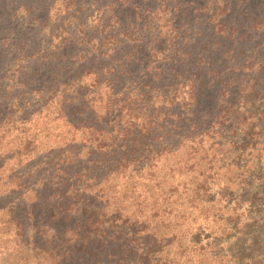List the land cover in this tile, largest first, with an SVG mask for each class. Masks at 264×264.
I'll return each instance as SVG.
<instances>
[{
	"label": "trees",
	"instance_id": "1",
	"mask_svg": "<svg viewBox=\"0 0 264 264\" xmlns=\"http://www.w3.org/2000/svg\"><path fill=\"white\" fill-rule=\"evenodd\" d=\"M167 1L172 3V0ZM173 1L174 4L167 6L173 11V24L177 19L186 22L194 17L195 9L182 8L185 5V2L182 1L187 0ZM248 1L251 5V0H247V3ZM156 2L155 5H157ZM260 2V6L264 5V0H260ZM244 3L243 0H230L224 3L220 10H216L210 18L217 22L212 28L214 38L222 42L218 50L220 58L216 62H211L208 59V64L202 67L204 62L201 58L196 63H192V52L188 54L189 58L187 55L184 58L182 54H178L179 51L172 54L171 63L163 61L161 66L157 61L162 59L159 56L164 51H161L157 60L153 62L155 68L149 69L148 65L144 66L146 81L140 88L136 87L131 90L134 96L132 98H117V102L120 104L117 109L113 108L114 101L111 98L113 103H109L108 112L102 113L101 111H105V109L102 108L100 111L97 106H93L96 102L88 97L100 96L99 86L109 90L111 83L113 84L116 78L118 81L121 80L119 78L121 69L113 74L110 68V70L99 74L93 86L85 88V92L91 89L86 100L78 95L67 97L64 100L63 108L56 112L50 120L47 119L45 134L54 137L55 133L57 137L65 139L64 144L52 149V164L45 166L43 171H38V168L35 167L38 164L32 159L33 156H31V161L26 163V167L22 165V168H19V165L12 164L14 170L9 174L11 180L8 182L13 181L17 186L7 192L6 196H0V211H7V205L12 207L10 214H6L10 216V220L7 222L15 225L9 234H14V239H20L14 252L29 253L19 259L18 264H33L31 263L32 257L35 259L49 257L53 260V264H62L57 259L55 261L54 258L57 257L53 252L57 244L52 243L55 246L51 249L48 246L46 235L49 231H55L59 235L58 239L61 242L58 247L63 245L66 250L68 248L73 250L75 247L90 248V250L84 251L83 257L74 256L72 259L66 252L68 257L66 264H212L206 261L207 256L205 260L202 259V256L211 249V258L214 261L220 260L219 263L222 264L221 255L220 258L214 257V252H219L217 249L220 246H217L218 243L210 233L211 230L207 224L194 228L185 235L183 240L175 242V244L182 245V248L184 245H194L196 260L183 257L186 254V249H182L179 254L166 248V246L174 244L175 239L187 230H184L180 224H176L173 230L178 233L173 234L172 238L166 241L163 234L156 233L154 229L157 226H152L150 219L142 220L143 222L139 224L134 223L137 227H128L125 230L123 227L119 228V224L114 223L116 226H114L112 253L109 251L107 254L98 255L99 247L91 250L90 246L106 232L102 228H100L101 231L98 230V227L106 220L111 219L105 217L106 211L111 206L105 192V184L112 179L115 181L127 178V186H130L131 191L144 197V200L139 202L140 204L144 202V207L150 204V198L155 196V192L161 193L165 197L162 198V202H158L160 197L156 196L153 201L154 205L155 203H163L166 206L175 205L176 208L178 207L177 210L185 203L186 199L183 198V194L190 193L187 190H192L196 197L191 201L202 202L201 204L205 205L221 204L223 201L219 198L233 195L229 193V185L232 182L219 186L220 177L226 176L219 170L213 173H210L211 169L203 173L202 170H198L197 172H201L204 176L210 174L199 180V177L191 174L193 165L186 164V170L176 167L170 169L169 174H165L162 180H156L155 160L169 152L174 153L188 147L185 146L187 142L193 144L194 142H204L207 138L214 141L216 138L229 144H238L234 137L238 139L239 134H242L238 139L242 145L241 147L235 145V149L239 152L234 156L228 170L236 172V175H233L231 179H241V183L238 182L242 187L241 191L247 197L251 196L250 203H258L259 200H252L256 197L264 200L262 198L264 197V103L262 107H257L260 96V102H264V94H261L264 92V85L262 84L260 89L258 85L260 79H264V63L263 67L256 68L250 62L251 58L245 61L241 57L242 54L239 53L261 45V51L253 53L247 50V52L251 55L264 57V16L260 14L259 17H256L251 28H247L244 34V18L240 14H236L239 9L246 10L247 7ZM160 4L154 10L149 8L151 5L144 4L145 12H156L158 8H162L163 4ZM249 4L247 6H250ZM114 6L115 3L111 5L113 9ZM145 12L142 15H145ZM239 16L243 22L238 21ZM149 18L159 21L153 15ZM142 21H147V15ZM161 37L159 34L158 38ZM111 38L114 39V36ZM184 39L181 40L180 47L184 45L186 41ZM107 40L108 38L105 37L104 43ZM215 44L214 42L212 45ZM174 45V39L167 42L166 47L163 42V46L173 49V52L176 51ZM190 49L195 51V46ZM233 50L239 52L233 53ZM105 51L107 52L108 49ZM152 58L153 55L148 53L144 56L135 52L134 48L121 56L120 59L117 55L115 61L119 60L127 65L136 64V62L148 64L152 63ZM166 58L167 54L163 56V59ZM169 64L171 66L168 69ZM166 70L167 72H165ZM162 79L166 82L169 81L168 84L171 82V91L167 94L157 89L156 84L162 83ZM227 88H232L234 92L227 91ZM112 90L113 88L110 89V91ZM118 94L121 93L118 92ZM105 96L107 99V95ZM110 96L112 97L111 94ZM161 98L166 101V104H157ZM105 105L106 103H104ZM0 118L2 121L0 126L7 121L9 124L15 125L14 116L10 112L7 115L2 114ZM62 120L71 127L65 135L61 133L58 126ZM47 122L52 124L50 129L47 128ZM20 123L18 128L24 130L27 124L24 121ZM230 130L235 133V136H228ZM78 134H82V141L77 140ZM26 135L27 133H22V137ZM87 135L88 138H86ZM23 144L26 148L30 147L32 140H25ZM251 147L252 149H250ZM256 148L257 150H255ZM13 155V153H7L0 156V176L5 165L14 157ZM22 156L24 155L21 153ZM149 159L153 160L150 162ZM29 168L30 170H28ZM44 173H46L45 180L40 178ZM176 173H178L176 180L179 181L175 185ZM183 174L186 178L181 176ZM16 177L21 178L19 184L14 180ZM37 178H40V182L37 181ZM169 179L172 181L169 182ZM193 182L196 185L193 186ZM216 185H218L216 193L212 194L210 191ZM138 187L143 191H139ZM96 189L101 197L100 204L93 202L92 195ZM166 189L167 192H165ZM33 191L35 192L32 199L28 198V195ZM60 195L63 197L57 198ZM261 195L262 197H260ZM215 197L218 198L215 199ZM63 201H65L66 211L61 214L56 207H62ZM174 211L169 208L167 213L170 214ZM114 215L115 220L126 224L127 220H122V216L116 212ZM134 217L139 219L137 214ZM183 217L182 214L181 218ZM58 223H61V229L56 228ZM181 223L183 224L182 221ZM33 231H35V235L37 233L36 237L31 236ZM73 243L74 245L71 246ZM245 249L249 250V248ZM1 250L3 254L0 252V256L4 257L6 249L1 248ZM261 251L264 253V248ZM177 255L181 256L177 257ZM254 261L253 256L243 253L237 263L256 264ZM38 262L42 264L40 259Z\"/></svg>",
	"mask_w": 264,
	"mask_h": 264
},
{
	"label": "rangeland",
	"instance_id": "2",
	"mask_svg": "<svg viewBox=\"0 0 264 264\" xmlns=\"http://www.w3.org/2000/svg\"><path fill=\"white\" fill-rule=\"evenodd\" d=\"M155 1H157V5H155ZM229 1H182L185 2L182 8L195 9L196 13L191 20L181 22L177 19L176 23L173 24V11L167 8V6L174 4L173 0L172 3L167 0H0V117L2 114L7 115L10 112L13 114L15 122V125H12L7 121L0 126V156L7 153L14 154V157L1 172L0 196H6L7 192L17 186L13 181L8 182V180H11L9 174L14 170L12 164L19 165V168H22V165L26 167V163L31 161V156L38 164L35 166L38 171H43L45 166L52 164V149L64 144L65 139L57 137L55 133L54 137L45 134L47 119L50 120L56 112L63 108L64 100L67 97L78 95L86 100L87 95L91 93V89L85 92V88L93 86L100 73L102 74V72L111 68L114 74L115 71L121 69L119 70L121 80L118 81L116 78L113 84L111 83L109 90L99 86L98 93L100 96L88 97L96 102L93 106H97L100 111L104 108L105 111L101 112L106 113L108 112L109 103L114 101L112 105L114 109L120 106L117 98H132L134 96L131 90L136 87L140 88L146 81L144 66L148 65L149 69L155 68L153 62L157 60L161 51H164V53L159 56L162 59L157 60L159 65L163 61L171 63L172 54L179 51L178 54H182L184 58H186V55L189 58L190 55L188 54L192 52V63H196L201 58L204 62L202 67L208 64V59L211 62H216L220 58L218 50L222 42L218 39L215 40L212 28L217 22L210 18L216 10H220L224 3ZM113 2L115 3L114 9L111 7L114 4ZM160 3L163 4L162 8L165 11L158 8L156 12H145V5H151L149 8L154 10L159 7ZM243 3L247 7L246 10L239 9L236 14H240L244 18L245 30L243 33L245 34L247 28L250 29L253 25L252 22L256 17H259L260 14L264 16V5L260 6V0H251V5L249 4L250 1L247 3V0H243ZM247 4L250 6H247ZM143 12L147 15V21L145 22L142 21L145 18V15H142ZM151 15L158 18L159 21L150 19L149 16ZM240 16L238 21L243 22ZM261 18L263 19V17ZM159 34H161V38H158ZM112 36H114V39L111 38ZM105 37L108 40L104 43ZM173 39L175 40L174 48H176L174 52L173 49L165 48L167 42ZM183 39L186 41L180 47L179 45ZM214 42L216 44L212 45ZM185 46H188V48H185ZM192 46H195V51H191ZM260 47L261 45L247 50L255 53L258 50L261 51ZM134 48L135 52L144 56L148 53L153 55L152 63L142 64L136 62V64L127 65L123 64L122 61H115L117 55L120 59L121 56L129 53ZM106 49H108L107 52ZM247 50H243L242 53L233 50V53L239 52L245 61L251 58L250 62L256 68L262 66L264 57L251 55ZM165 54H167V58L163 59ZM170 66L169 64L167 68L169 69ZM161 82L156 84L157 89L166 94L170 92L171 82L168 84L169 81L166 82L163 79ZM262 84L264 85V79H260L259 89ZM112 88L113 90L110 91ZM226 90L231 93L234 92L232 88ZM118 92L121 94H118ZM261 94H264V92H261ZM105 95H107V99ZM260 99L261 96L257 107H262L264 103L263 101L260 102ZM165 102L161 98L157 104H166ZM104 103H106L105 106ZM8 110L9 112H7ZM23 121L27 124L24 130L18 128L20 122ZM0 122H2L1 118ZM64 122L62 120L58 126L61 133L65 135L71 127ZM51 125V123H48L47 128L50 129ZM22 133H27V135L22 137ZM239 135L242 136V134ZM228 136H235V133L230 130ZM76 138L82 141L83 136L78 134ZM86 138H88V135ZM234 139H236V142L238 141V144H229L216 138L214 141L207 138L204 142H194L193 144L187 142L185 146L188 147L174 153L169 152L162 155L154 163L156 180H162L165 174H169L170 169L181 167V170H186V164L193 165L191 174L199 177V180L210 174L204 176L201 172H197L198 170H202V173L209 171V169H211L210 173L219 170L221 174H226V176L220 177L221 183L219 186L232 182L229 185V193L233 195L219 198L223 201L221 204L211 203L205 205L201 204L202 202L191 201L192 198L196 197L192 190H187L190 193L183 194V198L186 200L179 210L175 205L166 206L163 203H155L154 205L153 201L156 196L160 197L158 202H162V198L165 197L158 192H155L152 199L150 198V204L144 207V202L139 203L144 200V197L131 191L130 186H127V178L107 181L105 192L109 197L111 206L106 211L107 215L105 217L111 219L106 220L109 222L105 221L98 227V230L101 231L100 228H102L106 232L101 238L98 237L95 243L91 244V250L99 247L98 255L107 254L109 251L112 253L115 224H119V228L123 227L125 230L128 227L134 228V223L139 224L143 222L142 220L150 219L152 221L151 225L157 226L154 229L156 233L163 234L166 241L171 239L173 234L178 233V231L173 230L176 224H180L184 230H187L175 239L174 244L166 246L167 250L179 254H181L182 249H186L184 258L196 260L195 246L184 245V248H182V245L175 244V242L183 240L186 237L185 235L194 228L207 224V227L211 230L210 233L218 243L217 246H220L217 249L219 252H214V257L220 258L222 256V264H238L237 260L243 253L253 256L256 264H264V253L261 251L264 248V202L261 201L264 200L256 197L252 200H259V202L250 203L251 196L247 197L241 191L242 187L239 185L241 179H231L233 175H236V172H229L228 166L232 163L236 153L239 152L235 149V145L240 147L242 145L240 140L236 137ZM25 140H32V145L27 148L24 147ZM21 153L24 156L21 157ZM151 156L153 155L151 154ZM149 160L151 162L153 159ZM45 174L40 178L45 180ZM181 176L186 178L184 174ZM177 177L178 173H176L174 180L175 185L179 181L176 180ZM40 178H37L38 182H40ZM14 180L19 184L21 178L16 177ZM171 181L172 179H169V182ZM194 185L196 184L193 182ZM217 186L211 189L212 194L216 193ZM138 190L143 191L139 187ZM97 191L96 189L92 195L94 204H100L101 197ZM167 191L166 189L165 192ZM34 192H31L28 198L32 199ZM62 197L60 195L57 198ZM217 198L215 197V199ZM262 198L264 199V197ZM64 204L65 201L62 202V207H56L61 214L66 211ZM169 208L175 211L168 214ZM10 209L12 210V207L7 205V211H0L1 254H3L1 248L6 249L4 257L0 256V264H18L19 259L29 255L25 251L23 253L14 252V248H16L20 239H14V234H9L11 228L15 227L14 224L8 223L10 216L6 214H10ZM115 212L122 216V220H127L126 224L115 220ZM216 213H219V215H216ZM135 214L139 219L134 217ZM182 214L184 215L183 218H181ZM56 228L61 229V223L56 224ZM233 231L235 232L233 233ZM31 236L36 237L37 233L35 235V231H33ZM46 236L48 237L47 241L50 249L55 246L52 243L57 244L53 251L57 257L54 258L55 261L57 259L62 264H66L68 258L66 252L69 253L68 256L72 259L74 256L83 257L85 255L84 251L90 250L88 247L82 249L75 247L73 250L71 248L66 250L63 245L58 247L61 241L55 231H49ZM73 245L74 243L71 246ZM245 248H249L251 253ZM206 256L208 257L207 262L220 264V260L214 261L211 258L212 249L202 256V259L205 260ZM39 259L42 264H53V260L49 257L45 259L44 257L38 259L32 257L31 263L39 264Z\"/></svg>",
	"mask_w": 264,
	"mask_h": 264
}]
</instances>
